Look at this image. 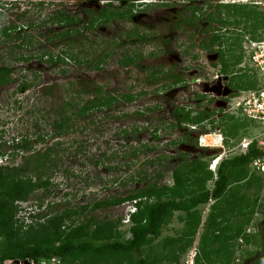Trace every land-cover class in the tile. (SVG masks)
Masks as SVG:
<instances>
[{"label": "rangeland", "instance_id": "rangeland-1", "mask_svg": "<svg viewBox=\"0 0 264 264\" xmlns=\"http://www.w3.org/2000/svg\"><path fill=\"white\" fill-rule=\"evenodd\" d=\"M40 1L42 6L38 5ZM108 2L113 10L125 7V2L120 0H0L1 26L23 29L25 36L35 39L31 48L15 47L14 36L0 39V65L4 62L12 70L11 82L0 86V142L4 153L0 165H19L33 151L43 152L52 146L50 167L44 176L50 182L49 187L35 191L27 202L19 204L17 217L24 225L32 223L37 214L52 216L104 198L125 197L143 185L130 183V176L136 171L145 170L154 182L157 172L169 168L168 164L164 167L165 158L160 163H151L160 156L166 159L173 156L174 160L168 159L173 164L180 159L189 163L192 160L211 163L212 157L217 156L216 151H203L204 148H195L191 142L182 140L175 146L170 145L171 141L181 139L189 127L168 128L171 122H176L172 111L175 107H184L195 115L214 109L209 95H203L202 101L194 98V94L202 95V87L194 86V80L206 75L211 78L215 74L213 63L222 70L223 62H232L230 50L240 55L243 34L257 33L260 22L264 23V15L258 7L232 4L231 0H145L143 2L149 3L147 6L138 4L134 8V24L127 20H111L105 26L83 30L89 20V10H99ZM194 6L198 10L196 19L189 21ZM61 14L74 16L76 23L68 27L79 34L73 32L68 38L56 39L51 44L44 36L66 29L50 22ZM135 26L149 36L148 42H139L136 37L125 38V32ZM115 34L120 36L117 44L110 41ZM212 35L221 38L220 44L212 48L220 49V54L199 46L208 42ZM68 47L81 59L85 52L92 56L94 51L99 55L109 52L112 56L98 72H90L87 65L74 62L54 66L41 57L46 50L56 53ZM128 48L142 53L144 59L138 66L121 68L117 60ZM160 68L165 72L171 70L172 75H182L185 83L173 85L170 78L157 81L149 77L153 70ZM227 78L233 89L245 87L250 81L249 76L236 78L231 72ZM25 82L31 84L30 89L22 88ZM239 82L242 87L236 86ZM46 86L54 87L49 95L45 93ZM86 86L90 90L101 87L103 96H114L117 101L110 108L94 110L84 117L72 116V129L53 135V122L63 103L71 102L65 110L71 115L93 97L78 95ZM124 97L131 100L126 101ZM226 119L228 117L221 115L215 117V126L220 130L215 128L216 133L222 132L220 122ZM234 119L249 124L244 127L245 124L236 125V121L225 122L226 129L236 134L234 138L229 137L228 157L241 153L239 148H233L237 142L234 140L251 135L257 128L243 116ZM203 125L209 127L202 123L196 125V131H187L190 137L202 133ZM154 130H157L156 138ZM39 136L43 138L41 141ZM21 138L30 143L31 151L11 154L12 146ZM142 145L153 149L142 151L137 157L131 155ZM35 161L25 162L28 174ZM247 168V175L240 173L238 177L242 179L229 186L221 199L196 207L190 215L174 212L166 219L160 235L150 238L139 255L107 253L87 259L81 255L57 258L51 263L138 264L142 258L148 264H245L250 258L264 255L261 239L264 234V173ZM194 178L191 182L182 179L180 191L183 195L191 191L188 183H197V177ZM161 179L158 184L172 186L170 172L162 174ZM123 180H127L125 185L120 184ZM132 203L101 207L74 220L81 223L93 216L97 221L116 222L120 231L113 233L110 241L125 242L131 238L124 221L134 212ZM8 240L0 236V253L7 249Z\"/></svg>", "mask_w": 264, "mask_h": 264}, {"label": "trees", "instance_id": "trees-1", "mask_svg": "<svg viewBox=\"0 0 264 264\" xmlns=\"http://www.w3.org/2000/svg\"><path fill=\"white\" fill-rule=\"evenodd\" d=\"M32 1V0H23ZM124 1L125 7L120 9H111L109 2L106 6L99 10H89V20L83 30L90 31L97 26H105L111 20H127L134 24V8L136 5L142 4L147 6L149 3L143 2L144 0H120ZM199 1V0H197ZM141 2V3H137ZM196 2V0H193ZM39 6H42V2H38ZM191 10L188 17L189 21L196 19L197 6ZM184 22L186 20H183ZM51 24L65 26V31L52 33L50 36H44L45 41L49 43L55 42L56 39L68 38L74 30L69 25L76 23V19L73 15H60L59 18H53L50 20ZM0 20V39H9L14 36L15 47L18 48H31L35 44V39L32 36H25L23 29H17L15 27L1 26ZM263 26V22H260L258 28ZM68 27V28H67ZM15 30H18L15 32ZM251 31V30H250ZM248 31V32H250ZM252 32V31H251ZM79 34V31L74 32ZM120 38L117 34L113 35L111 42L116 43V39ZM136 37L139 42H148L149 36L145 33H141L138 27L125 32V38L131 39ZM221 38L218 35H212L208 42H204L199 46L205 51L217 52L220 54V49L212 50L213 45L220 44ZM54 46V45H53ZM219 47V46H218ZM46 50V48H45ZM235 50V49H234ZM231 51V61L229 64L223 62L221 73L227 77V74L231 72V75L237 77H246L247 74L243 73L238 68L239 63L242 60L241 55H234V51ZM149 55H152L150 53ZM85 52L82 59L71 52L68 47L66 50H60L56 53L49 50L44 51L41 57L46 58V62L54 66L65 65L69 62H74L77 65H87L90 72L101 71L105 65V60L112 56L111 53L99 55L95 51L92 56ZM91 59V60H90ZM144 59L142 53L126 49L120 58L117 60V64L121 68H128L130 66H138V62ZM67 61V62H66ZM214 67V63L212 64ZM231 69H227L230 68ZM235 68V71H234ZM240 72V73H239ZM12 70L9 69L4 62L0 65V86L6 85L11 82ZM64 73V71H63ZM149 77L154 78L157 81L171 79L173 85L179 83H185L182 81V75H172L171 70L165 72L160 69L153 70ZM250 83L245 87H242V83H237V87L245 89L250 87ZM43 87V86H42ZM44 88L47 95L51 94L54 87L46 86ZM23 89H30L31 84L23 83ZM236 89V88H235ZM93 95L91 99H88L86 103L78 110L74 111L71 115L65 113L66 107L71 106V102H65L62 104L57 120L53 122V135H61L64 131L72 129L71 117H84L94 110H101L103 108H110L117 98L111 95L103 96L101 87H96L90 90L88 86L84 87L78 95ZM194 98L198 100H204L203 95L194 94ZM126 101H130V97H124ZM213 111L208 112L200 111L198 114L192 115V111H185L184 107H175L172 111V116L176 122H171L168 128H181L183 125L196 126L206 123L201 128L203 132L214 131L216 120L212 118ZM228 119L219 121L220 126H223L222 134L234 138L236 134L230 133L225 127V122L236 121L234 116L225 115ZM234 117V118H233ZM236 125L248 124L236 121ZM219 125V124H218ZM157 129V128H156ZM155 138L157 137V130H154ZM190 131V130H187ZM177 141H171L170 145H174L182 142H191L193 147H197L198 136L194 138L190 137L188 132ZM43 138L39 136V141ZM26 139H19L12 146L13 151L11 154L18 153L20 151L30 152L31 147ZM228 146V142H226ZM2 143L0 142V158L4 157L2 152ZM153 147L142 145L139 149H134L131 153L134 157L138 156V153L151 152ZM203 151H205L203 149ZM208 151V150H207ZM52 152V146L46 148L43 152L33 151L28 157H25L23 162L19 165H0V236H6L9 240L5 244L6 250L0 253V264H13L14 260L19 261H33L34 264H39L41 261H45L46 264H50L52 259H65L68 257L78 258L81 255L85 259L94 256H103L107 253H135L140 254L143 245L150 239L156 238L160 235L162 226L166 219L170 217L174 212H182L186 215H190L196 207L201 205H208L211 201H217L221 199L229 186L240 181L242 177L238 175L244 174L248 171V166L251 167L253 160L264 157V151L257 148L255 143H252L245 152L233 155L231 157L223 158L219 161L216 167L215 174L208 170V163L203 164L197 160H192L190 163L184 160H176L173 164L166 156H160L151 161V163H160L164 158L165 165L168 164L169 168L157 172L154 176L155 181L152 182V176L145 170H138L133 176H130V183L143 184L135 188L131 193L129 192L125 197L121 198H104L96 201L90 205H81L74 209H65L61 212H56L52 216L37 214L32 223L24 225L19 221L17 214L20 209V203L27 202L32 193L40 189H47L50 185L48 178L44 177L48 168L50 167V155ZM174 160V157L171 156ZM214 157H212L213 159ZM36 160L33 168H30L29 174L24 167L25 162L31 163V160ZM211 159V160H212ZM173 165H172V164ZM170 166L173 168L170 169ZM244 169V170H243ZM170 172L172 175L173 184L168 188L165 184H158L162 180V174ZM33 174V175H32ZM183 176V177H182ZM197 177V183H188L190 185V192L183 195L180 191L182 182H191ZM184 178V180H182ZM127 180H123L121 185H125ZM211 183V185L208 184ZM199 186L200 188H197ZM194 187V188H193ZM199 190H197V189ZM133 202L134 212L129 214V222L127 233L131 238L125 242L119 240L110 241L113 233L119 232V225L116 222L97 221L93 216L88 217L85 222L76 223L75 218L78 219L86 212L100 209L101 207H109L111 205L120 204L123 202ZM53 208V207H51ZM45 220V221H41ZM119 230V231H118ZM20 236H25L21 238ZM262 242H264V234H261ZM109 242H104L108 241ZM23 241V242H22ZM138 264H148L142 258H139ZM245 264H264V255L260 254L257 257L250 258Z\"/></svg>", "mask_w": 264, "mask_h": 264}, {"label": "built area", "instance_id": "built-area-1", "mask_svg": "<svg viewBox=\"0 0 264 264\" xmlns=\"http://www.w3.org/2000/svg\"><path fill=\"white\" fill-rule=\"evenodd\" d=\"M231 3L258 7L264 15V0H231ZM256 31L257 33L243 34L240 52L242 60L238 65V68L250 77V87L233 89L228 83V78L220 72L219 65L213 66L215 74L211 78L206 75L203 79L196 77V80H194V86L202 87L200 93L209 95L210 101L214 103V109H212L213 119L217 115L243 116L256 125L257 128L253 130L254 132L251 135L234 140L237 142H235L236 145L233 148H239L241 152H245L252 143H255L257 148L264 151V23ZM217 111L220 112L217 113ZM190 128L196 129L194 126ZM217 130L219 129L217 128ZM229 139L222 132L216 133V131L202 132L198 135L197 140L200 148L208 149V152L210 150L216 151L217 156L213 158L208 167V170H211L214 174L219 161L229 156L230 149L225 144ZM251 168L264 173V157L253 160ZM124 222L127 225L131 224L129 219ZM54 260L52 259V261ZM29 264H34V262L29 261ZM39 264H46V262L41 261ZM50 264L53 263L50 262Z\"/></svg>", "mask_w": 264, "mask_h": 264}, {"label": "water", "instance_id": "water-1", "mask_svg": "<svg viewBox=\"0 0 264 264\" xmlns=\"http://www.w3.org/2000/svg\"><path fill=\"white\" fill-rule=\"evenodd\" d=\"M13 264H29L27 260L20 262L19 260H14Z\"/></svg>", "mask_w": 264, "mask_h": 264}, {"label": "clouds", "instance_id": "clouds-1", "mask_svg": "<svg viewBox=\"0 0 264 264\" xmlns=\"http://www.w3.org/2000/svg\"><path fill=\"white\" fill-rule=\"evenodd\" d=\"M145 1V0H144ZM147 3V2H146ZM232 4H238V3H232ZM242 5H245V4H242ZM191 126L189 125V128H190ZM194 127H196V126H194ZM191 129V128H190ZM191 130H195L196 131V129H191ZM197 147H198V142H197ZM205 150V149H204ZM209 167V166H208ZM209 171H211V170H209ZM208 206V205H207ZM28 262H29V260H27Z\"/></svg>", "mask_w": 264, "mask_h": 264}, {"label": "flooded vegetation", "instance_id": "flooded-vegetation-1", "mask_svg": "<svg viewBox=\"0 0 264 264\" xmlns=\"http://www.w3.org/2000/svg\"><path fill=\"white\" fill-rule=\"evenodd\" d=\"M187 126V125H186ZM189 126V125H188ZM186 130H190V131H195V130H191L189 127H187V129Z\"/></svg>", "mask_w": 264, "mask_h": 264}]
</instances>
